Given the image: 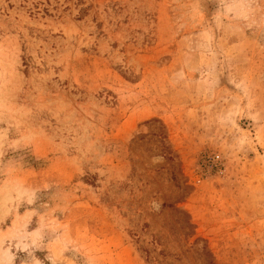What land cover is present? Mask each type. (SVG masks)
<instances>
[{"label": "rangeland", "instance_id": "rangeland-1", "mask_svg": "<svg viewBox=\"0 0 264 264\" xmlns=\"http://www.w3.org/2000/svg\"><path fill=\"white\" fill-rule=\"evenodd\" d=\"M0 264H264V0H0Z\"/></svg>", "mask_w": 264, "mask_h": 264}]
</instances>
